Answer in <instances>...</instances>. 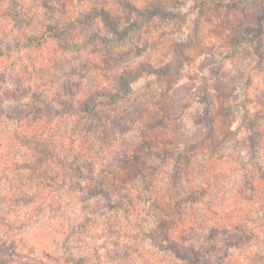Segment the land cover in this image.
Returning a JSON list of instances; mask_svg holds the SVG:
<instances>
[{
	"label": "clouds",
	"instance_id": "1",
	"mask_svg": "<svg viewBox=\"0 0 264 264\" xmlns=\"http://www.w3.org/2000/svg\"><path fill=\"white\" fill-rule=\"evenodd\" d=\"M220 2L0 0V264H264V0Z\"/></svg>",
	"mask_w": 264,
	"mask_h": 264
},
{
	"label": "rangeland",
	"instance_id": "2",
	"mask_svg": "<svg viewBox=\"0 0 264 264\" xmlns=\"http://www.w3.org/2000/svg\"><path fill=\"white\" fill-rule=\"evenodd\" d=\"M117 2L120 3L121 6H125V7L127 6V0H117ZM202 3H203L205 6H207L209 3H212V4H214V6H215L216 8L221 7V2H220V0H202ZM243 3H244V0H232V2H231L229 5H227V7H229L230 9H234V8H238V7H240ZM101 10H102V9H101ZM100 14L103 15V18H104L105 24H106L108 27L112 28L113 31H115V27H114V25H115L118 21L113 20V18L110 17L108 14L103 13V10H102V13H100ZM151 15H152V13H149V14H148V18H151ZM161 18H162V19H168V18H170V17H169V16H166L164 13H161ZM250 31H251V30H248V29L245 30L246 33H247V32H250ZM259 34H260V33L257 32L255 35L251 36L250 38L255 39V38H256V35H259ZM118 35H120V34H118ZM248 38H249V37H248L247 35H239V34H238L237 37H234V38H233V44H234V46H235V45H238L241 41H243V40H245V39H248Z\"/></svg>",
	"mask_w": 264,
	"mask_h": 264
},
{
	"label": "trees",
	"instance_id": "3",
	"mask_svg": "<svg viewBox=\"0 0 264 264\" xmlns=\"http://www.w3.org/2000/svg\"><path fill=\"white\" fill-rule=\"evenodd\" d=\"M100 13H102V10H101V12Z\"/></svg>",
	"mask_w": 264,
	"mask_h": 264
}]
</instances>
